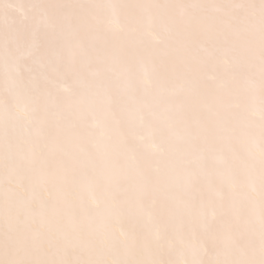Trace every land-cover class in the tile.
<instances>
[{
  "label": "snow or ice",
  "instance_id": "snow-or-ice-1",
  "mask_svg": "<svg viewBox=\"0 0 264 264\" xmlns=\"http://www.w3.org/2000/svg\"><path fill=\"white\" fill-rule=\"evenodd\" d=\"M0 264H264V0H0Z\"/></svg>",
  "mask_w": 264,
  "mask_h": 264
}]
</instances>
